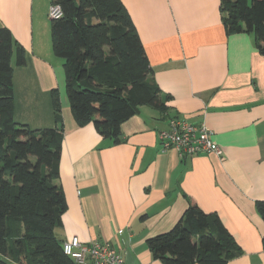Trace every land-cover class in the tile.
Returning a JSON list of instances; mask_svg holds the SVG:
<instances>
[{
	"label": "crops",
	"instance_id": "1",
	"mask_svg": "<svg viewBox=\"0 0 264 264\" xmlns=\"http://www.w3.org/2000/svg\"><path fill=\"white\" fill-rule=\"evenodd\" d=\"M120 2L152 69L149 78L172 100L163 115L140 107L112 144L72 118L63 61L52 51L50 0H0V27L25 50V65L13 67V119L52 127L51 91L59 96L66 211L58 238L106 244L125 264H161L146 241L196 205L215 213L242 250L227 264H264V224L255 207L264 200V55L252 34L225 33L220 0ZM171 118L205 125L222 154L162 151L158 133Z\"/></svg>",
	"mask_w": 264,
	"mask_h": 264
},
{
	"label": "trees",
	"instance_id": "2",
	"mask_svg": "<svg viewBox=\"0 0 264 264\" xmlns=\"http://www.w3.org/2000/svg\"><path fill=\"white\" fill-rule=\"evenodd\" d=\"M50 5L62 11L60 19H50L52 51L63 60L65 92L78 127L92 124L103 140L117 144L121 125L140 107L166 113L172 98L149 78L152 69L120 0H50ZM220 13L227 35L252 34L264 55V0H220ZM25 62L24 48L0 27V264H75L63 254L64 241L56 233L66 211L59 183L58 92L51 91L52 127L32 129L13 119V67ZM255 207L264 224V200ZM146 244L161 264H227L242 254L219 217L196 205Z\"/></svg>",
	"mask_w": 264,
	"mask_h": 264
},
{
	"label": "built area",
	"instance_id": "3",
	"mask_svg": "<svg viewBox=\"0 0 264 264\" xmlns=\"http://www.w3.org/2000/svg\"><path fill=\"white\" fill-rule=\"evenodd\" d=\"M48 17L57 20L62 17L59 5H50ZM158 139L162 151L173 149L180 157L196 154H222L221 148L212 140V132L205 125H195L180 118L168 121L167 129L160 130ZM63 254L75 264H125L121 255L112 247L99 242L82 243L72 237L62 243Z\"/></svg>",
	"mask_w": 264,
	"mask_h": 264
},
{
	"label": "rangeland",
	"instance_id": "4",
	"mask_svg": "<svg viewBox=\"0 0 264 264\" xmlns=\"http://www.w3.org/2000/svg\"><path fill=\"white\" fill-rule=\"evenodd\" d=\"M50 19V18H49ZM60 59V58H59ZM60 61H63L62 59H60ZM63 63V62H62ZM62 67H59V68H62L63 70V65H61ZM64 77H65V73H64ZM65 80V79H64ZM64 88H65V85H64ZM65 91V90H64Z\"/></svg>",
	"mask_w": 264,
	"mask_h": 264
}]
</instances>
